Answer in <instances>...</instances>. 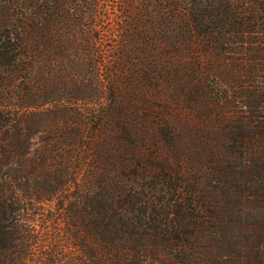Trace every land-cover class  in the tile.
I'll return each mask as SVG.
<instances>
[{
	"label": "trees",
	"instance_id": "1",
	"mask_svg": "<svg viewBox=\"0 0 264 264\" xmlns=\"http://www.w3.org/2000/svg\"><path fill=\"white\" fill-rule=\"evenodd\" d=\"M0 264H264V0H0Z\"/></svg>",
	"mask_w": 264,
	"mask_h": 264
},
{
	"label": "rangeland",
	"instance_id": "2",
	"mask_svg": "<svg viewBox=\"0 0 264 264\" xmlns=\"http://www.w3.org/2000/svg\"><path fill=\"white\" fill-rule=\"evenodd\" d=\"M37 144L39 139L35 138ZM56 200L43 201L36 204H31L28 206V209L24 212V215H61V212H58V205Z\"/></svg>",
	"mask_w": 264,
	"mask_h": 264
}]
</instances>
